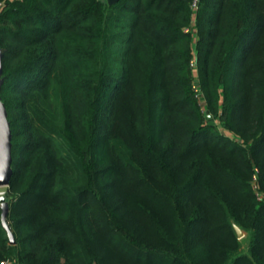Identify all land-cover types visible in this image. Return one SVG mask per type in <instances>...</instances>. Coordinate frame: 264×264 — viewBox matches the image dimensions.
Returning <instances> with one entry per match:
<instances>
[{
    "label": "trees",
    "instance_id": "16d2710c",
    "mask_svg": "<svg viewBox=\"0 0 264 264\" xmlns=\"http://www.w3.org/2000/svg\"><path fill=\"white\" fill-rule=\"evenodd\" d=\"M193 2L0 0V262L264 264V0Z\"/></svg>",
    "mask_w": 264,
    "mask_h": 264
},
{
    "label": "water",
    "instance_id": "95a60500",
    "mask_svg": "<svg viewBox=\"0 0 264 264\" xmlns=\"http://www.w3.org/2000/svg\"><path fill=\"white\" fill-rule=\"evenodd\" d=\"M112 2L113 0H109ZM2 58H3V51L0 48V89L3 82L2 79ZM12 133L10 128V123L7 118V111L4 106V103L1 99L0 95V176H6L7 178L3 181H0V185H8L11 179L12 175V153H11V147H12ZM10 169V171H9ZM0 207H1V223L4 229L7 232V235L9 237V242L14 243V235L12 231L9 228L8 222H7V215L9 211V204L8 199L5 197V195H0ZM236 232L238 236H242V230L235 226Z\"/></svg>",
    "mask_w": 264,
    "mask_h": 264
},
{
    "label": "rangeland",
    "instance_id": "374dc122",
    "mask_svg": "<svg viewBox=\"0 0 264 264\" xmlns=\"http://www.w3.org/2000/svg\"><path fill=\"white\" fill-rule=\"evenodd\" d=\"M210 122L212 124H216L218 129L222 130L223 128L221 127V124L220 122L218 121V119H213V118H210ZM229 134V133H228ZM7 186L8 185H0V195L3 194L5 195V192H6V189H7ZM243 235L242 236H238V239H240L242 241V249L245 250L246 249V246H247V237H244L245 234L244 232L242 231Z\"/></svg>",
    "mask_w": 264,
    "mask_h": 264
},
{
    "label": "built area",
    "instance_id": "2783aa9c",
    "mask_svg": "<svg viewBox=\"0 0 264 264\" xmlns=\"http://www.w3.org/2000/svg\"><path fill=\"white\" fill-rule=\"evenodd\" d=\"M197 3V0H194L193 5L195 6ZM0 264H21L16 260H2Z\"/></svg>",
    "mask_w": 264,
    "mask_h": 264
},
{
    "label": "snow or ice",
    "instance_id": "6c2138e0",
    "mask_svg": "<svg viewBox=\"0 0 264 264\" xmlns=\"http://www.w3.org/2000/svg\"><path fill=\"white\" fill-rule=\"evenodd\" d=\"M9 171H10V169H9ZM6 178H7L6 176H0V181L5 180Z\"/></svg>",
    "mask_w": 264,
    "mask_h": 264
}]
</instances>
